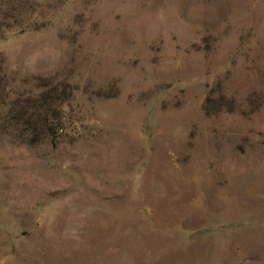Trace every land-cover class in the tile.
<instances>
[{
	"label": "rangeland",
	"instance_id": "rangeland-1",
	"mask_svg": "<svg viewBox=\"0 0 264 264\" xmlns=\"http://www.w3.org/2000/svg\"><path fill=\"white\" fill-rule=\"evenodd\" d=\"M0 264H264V0H0Z\"/></svg>",
	"mask_w": 264,
	"mask_h": 264
}]
</instances>
